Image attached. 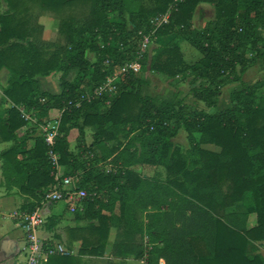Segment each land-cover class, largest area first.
Returning a JSON list of instances; mask_svg holds the SVG:
<instances>
[{
	"label": "trees",
	"instance_id": "obj_1",
	"mask_svg": "<svg viewBox=\"0 0 264 264\" xmlns=\"http://www.w3.org/2000/svg\"><path fill=\"white\" fill-rule=\"evenodd\" d=\"M1 1L7 7L0 10V68L10 73L3 87L10 105L0 114V138L12 141L0 154L4 181L28 194L20 206L27 212L60 188L42 134L34 135L29 149L27 137L15 134L24 126L25 134L35 133L59 117L54 150L62 176L75 178L76 187L89 193L80 210L65 204L61 213L67 216L68 248L79 241L76 255H50L44 264L103 256L112 229L108 254L117 261L107 264L128 258L145 264H264L257 245L264 241V75L252 82L241 78L256 59L264 71V0ZM202 3L214 17L197 28L193 14ZM165 13L168 21L153 34L160 44L150 68L190 77L194 99L204 107L142 95L138 73L124 75L111 96L85 99L134 59L141 33ZM42 14L55 21L50 41L40 38L36 26ZM176 39L198 50V60L187 62ZM8 59L21 66L5 64ZM49 73H59L58 92L40 87L37 77ZM230 82L238 83L230 105L215 109ZM21 107L35 121L22 118ZM180 126L189 140L185 151L172 141ZM251 214L255 223L248 226ZM59 219L50 214V229Z\"/></svg>",
	"mask_w": 264,
	"mask_h": 264
},
{
	"label": "crops",
	"instance_id": "obj_2",
	"mask_svg": "<svg viewBox=\"0 0 264 264\" xmlns=\"http://www.w3.org/2000/svg\"><path fill=\"white\" fill-rule=\"evenodd\" d=\"M7 6L6 4L1 1L0 2V10L5 9ZM214 11V9H213ZM36 26H38L40 30V38L46 41H50V39H53L56 36V25L55 21L50 17L48 14H42L40 15L36 20ZM50 30L51 35H53L52 38H50ZM9 66H21L20 60H6V63ZM9 70L7 66H2L0 68V114L3 113V111L10 105L9 102L5 101L6 98L3 94V87L6 85L8 76H9ZM59 73H49L47 75L38 76V80L40 83V87L43 90L51 91V92H58L55 91V82L58 81ZM27 126L20 127L16 132V136L19 137L24 134L27 139L24 142L25 149H29L34 145V135L39 134L38 128L35 133L30 132L29 134H25L27 130ZM41 131V130H40ZM73 138V136H72ZM71 139V137H70ZM12 144V141L6 140L3 141L0 138V154L4 149H7ZM1 162L2 159L0 157V264H24L25 259V240L23 231L20 226H18L17 220L13 217V213L15 211L20 210V206L26 198H28V194L24 193L23 191L19 190V187L17 186H8L6 182L4 181V175L2 173L1 168ZM141 169V168H140ZM144 172L148 170V168H142ZM63 204H60L58 202L53 203L50 205V203L44 205L42 207L44 214H45V223L42 225V227L39 229V236L44 239L45 241L52 240L56 242V236L59 235V237H62L63 239H67V235L65 234V230L63 229L65 227V224L63 223L62 227L60 228L58 226L54 227L53 229H50V214H59L63 212L62 207H65L66 203L62 201ZM64 215V214H62ZM49 216L47 219L46 217ZM64 217V216H63ZM67 216L65 215V218ZM67 223V222H65ZM73 224V223H70ZM62 229V230H61ZM58 232H61L59 234ZM54 238V239H53ZM59 242V240H58ZM79 241L75 240L73 241L71 245V253L66 255H76L77 249H78ZM73 246V248H72ZM79 259L78 264H98L101 262V259L106 258V264L108 261H117L116 258H113L108 254V251H105L103 256H97V255H81L77 256ZM163 261H161V264ZM126 264H145L144 260H136L132 258L126 259Z\"/></svg>",
	"mask_w": 264,
	"mask_h": 264
},
{
	"label": "built area",
	"instance_id": "obj_3",
	"mask_svg": "<svg viewBox=\"0 0 264 264\" xmlns=\"http://www.w3.org/2000/svg\"><path fill=\"white\" fill-rule=\"evenodd\" d=\"M168 13L159 15L150 20L151 29L147 33H141V42L139 49L131 61L125 62L119 68L114 69L110 74L106 76V79L95 87L90 94H86L84 97L87 100H91L96 97H100L103 94L111 96L117 91V82L124 76L130 73H137L140 70V59L143 57V53L146 51V47L150 41V36L154 34V31L162 23L168 21ZM22 118L29 121H35L24 109L19 108ZM60 118L57 117L54 120L47 121L40 125L41 134L44 142L47 146L46 155L52 166V172L54 180L59 183L60 188L53 189L46 193L44 201L42 202H58L64 201L67 204L68 209L73 212L75 209L81 207L82 201L89 196V193L84 189L73 186V179L70 176H62L61 166L58 161V154L55 152L54 147L56 143V137L58 135ZM13 217L17 220L18 226L21 227L25 240V259L24 264H44L47 262L48 257L54 254L66 255L63 246L59 243L57 245H48L44 239L39 236V229L45 223V214L42 207H36L31 212L18 210L13 213Z\"/></svg>",
	"mask_w": 264,
	"mask_h": 264
},
{
	"label": "rangeland",
	"instance_id": "obj_4",
	"mask_svg": "<svg viewBox=\"0 0 264 264\" xmlns=\"http://www.w3.org/2000/svg\"><path fill=\"white\" fill-rule=\"evenodd\" d=\"M214 17V11L213 8L206 3L199 4L193 14V24L197 28H201L206 21L209 19H212ZM262 36L264 37V31L262 30ZM53 35H51L50 30V38H52ZM177 40V39H176ZM160 41L155 37L154 35L150 36V41L146 47V51L143 53V63L141 62L140 70L138 73L139 77L142 81H144L141 84L140 87V93L142 95H148L152 97L156 101H172L175 104L178 101H181L182 103H185L187 105L192 106H198V107H204L202 103H197L194 99V96L191 91V84H190V77H188L186 80H182L180 78L176 77H169L160 73L154 72L150 68V57L154 53L155 49L159 46ZM179 44L180 50L183 53L184 59H186L187 62L193 63L201 56L198 50L193 48L189 43L183 40H177L176 41ZM247 55L248 57H254V50L252 48L247 49ZM93 58V57H92ZM255 59V58H254ZM264 75V71L262 70L260 61L255 60V63H253L251 66L247 68V70L242 74L241 78L246 82H252L256 79H261ZM237 82H230L226 84L224 87L221 88V93L217 101V107L215 109H222L224 107H227L230 105L229 102V93L233 88L238 87ZM264 89V88H263ZM55 91L59 90L58 81L55 82ZM41 130V129H40ZM38 130L39 134H41V131ZM77 132V131H75ZM74 131L72 132L74 135L76 134ZM91 133V129H86V138L87 141L89 140V135ZM173 143L178 146L182 151H185L189 147V140L187 136L186 130L183 128V126H180V128L176 131L175 135L172 138ZM70 143L74 144L73 138L70 139ZM207 148H213L212 146L208 145ZM105 170L109 167L108 165L104 164ZM138 171L142 173V170L139 168ZM63 172V169L61 168V173ZM73 179V186L76 185V179ZM50 203L52 205L55 202H45L42 204L41 207H44V205ZM58 203L63 204L62 201H58ZM62 210L64 209L63 206ZM80 210V207H79ZM64 216V217H63ZM65 215H60V219L58 220L57 226L60 228H63V223L65 224ZM87 221H80L79 224H86ZM255 223V214H251L248 219V226H252ZM64 229V228H63ZM62 230V229H61ZM61 234V232H58ZM66 234V233H65ZM114 236V229H112L109 233V239L107 242V246L105 248V251H109L111 241L113 240ZM46 242V241H45ZM56 242H58V239L56 238ZM59 243L63 246L67 254L71 253V248H68L67 245V239H63L60 237ZM56 244V243H54ZM258 245V252L264 257V241L257 243ZM79 247V244L78 246ZM73 248V246H72ZM98 264H106V258L101 259V262Z\"/></svg>",
	"mask_w": 264,
	"mask_h": 264
}]
</instances>
